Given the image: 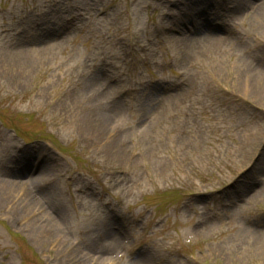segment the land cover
I'll list each match as a JSON object with an SVG mask.
<instances>
[{"label": "rangeland", "instance_id": "rangeland-1", "mask_svg": "<svg viewBox=\"0 0 264 264\" xmlns=\"http://www.w3.org/2000/svg\"><path fill=\"white\" fill-rule=\"evenodd\" d=\"M205 1L0 0V264H264V12Z\"/></svg>", "mask_w": 264, "mask_h": 264}, {"label": "bare ground", "instance_id": "bare-ground-1", "mask_svg": "<svg viewBox=\"0 0 264 264\" xmlns=\"http://www.w3.org/2000/svg\"><path fill=\"white\" fill-rule=\"evenodd\" d=\"M261 3H264V0L261 1ZM262 9H264V6H262ZM89 114V113H88ZM102 119V118H101ZM29 182H31L30 180H28ZM29 182H26V185L29 184ZM263 249H264V245H263Z\"/></svg>", "mask_w": 264, "mask_h": 264}]
</instances>
